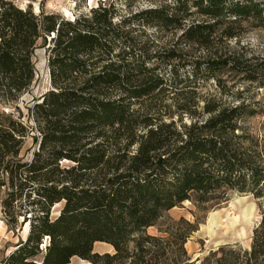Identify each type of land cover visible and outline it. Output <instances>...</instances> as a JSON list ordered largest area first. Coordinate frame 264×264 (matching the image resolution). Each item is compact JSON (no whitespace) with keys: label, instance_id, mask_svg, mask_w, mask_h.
<instances>
[{"label":"trees","instance_id":"16d2710c","mask_svg":"<svg viewBox=\"0 0 264 264\" xmlns=\"http://www.w3.org/2000/svg\"><path fill=\"white\" fill-rule=\"evenodd\" d=\"M43 1L0 0V213L27 226L0 264H264V52L225 42L243 22L264 29V0H98L71 18ZM37 47L48 87L23 121ZM230 192L255 200L249 243L192 258L200 220L168 210Z\"/></svg>","mask_w":264,"mask_h":264},{"label":"rangeland","instance_id":"374dc122","mask_svg":"<svg viewBox=\"0 0 264 264\" xmlns=\"http://www.w3.org/2000/svg\"><path fill=\"white\" fill-rule=\"evenodd\" d=\"M21 6L26 1L31 2L34 12L38 11L39 0H12ZM98 0H81L78 5L74 0H44L42 8L45 12H56L63 17L71 18L78 12H83L96 4ZM115 2L121 12L137 10L154 4L151 0H110ZM168 2L170 0H162ZM242 31L237 36L227 39L225 42L244 57L262 54L264 52V29L256 28L242 23ZM172 39L170 32L160 33L159 41L162 44H169ZM35 67V80L29 90L17 103L22 120L27 121L26 107L32 104V99L37 98L48 87V73L46 66V52L43 47H37L33 52ZM243 83H238L237 88H241ZM31 124V121H29ZM35 133V132H34ZM30 135V134H29ZM34 147L30 136L24 140L22 151H28ZM167 214L177 219L183 217L190 221L194 218L200 220L197 229L187 238L184 247L192 257L202 256L209 249L215 248L222 243H239L243 246L249 243L251 230L256 224L259 216L255 200L250 194L230 192L223 201H215L206 204L203 208H196L188 201L182 202L168 210ZM214 222V223H211ZM213 226L211 232L210 227ZM153 232L152 227L147 229ZM27 231V226L23 225L11 231L8 230L2 220L0 213V260L13 249V245L18 239H23ZM93 250L98 252L111 251L112 248L104 242H95ZM70 264H85L78 258H72Z\"/></svg>","mask_w":264,"mask_h":264},{"label":"bare ground","instance_id":"6f19581e","mask_svg":"<svg viewBox=\"0 0 264 264\" xmlns=\"http://www.w3.org/2000/svg\"><path fill=\"white\" fill-rule=\"evenodd\" d=\"M186 202L188 203V201H186ZM211 223H214V222H211ZM212 227L213 226L211 225L210 230H211V232H214Z\"/></svg>","mask_w":264,"mask_h":264},{"label":"water","instance_id":"95a60500","mask_svg":"<svg viewBox=\"0 0 264 264\" xmlns=\"http://www.w3.org/2000/svg\"><path fill=\"white\" fill-rule=\"evenodd\" d=\"M28 1H26L25 3H27ZM15 107H19L18 104L15 105ZM222 244H225V243H222Z\"/></svg>","mask_w":264,"mask_h":264}]
</instances>
